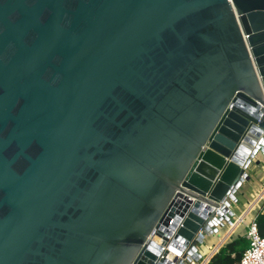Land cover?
Returning a JSON list of instances; mask_svg holds the SVG:
<instances>
[{"label": "water", "instance_id": "water-1", "mask_svg": "<svg viewBox=\"0 0 264 264\" xmlns=\"http://www.w3.org/2000/svg\"><path fill=\"white\" fill-rule=\"evenodd\" d=\"M263 103L264 0H0V264L195 256Z\"/></svg>", "mask_w": 264, "mask_h": 264}, {"label": "crops", "instance_id": "crops-1", "mask_svg": "<svg viewBox=\"0 0 264 264\" xmlns=\"http://www.w3.org/2000/svg\"><path fill=\"white\" fill-rule=\"evenodd\" d=\"M255 168L252 173L246 170L250 176L249 180L237 188L234 193L235 201L229 203L231 211L229 218L232 225L218 226L215 232L206 234L202 243L196 246L201 254H206L211 249L216 248L217 250L222 244L236 236H244L247 224L255 218L259 208L264 204V166L261 170L259 169L260 174H257L259 170L256 171Z\"/></svg>", "mask_w": 264, "mask_h": 264}, {"label": "built area", "instance_id": "built-area-1", "mask_svg": "<svg viewBox=\"0 0 264 264\" xmlns=\"http://www.w3.org/2000/svg\"><path fill=\"white\" fill-rule=\"evenodd\" d=\"M258 120L259 118L264 115V103L258 104ZM264 155V152H262ZM253 157L250 158L247 166L244 168V172L240 175V178L242 179L240 182L239 187L241 184L247 180H249L250 176L248 174L247 167L249 163L251 162ZM256 168H258V163L255 164ZM259 212L261 214H264V204L259 208ZM231 211L228 208L226 209V212L224 213V219L217 223L215 225V228L222 225L231 226L232 221L229 218ZM225 223V224H224ZM216 231V230H215ZM214 231V232H215ZM213 233V232H212ZM244 236L248 240L247 246L242 251L240 258H239V264H264V235H260L256 222L254 219H251L250 222L247 224ZM202 243V242H201ZM200 243V244H201ZM199 245V244H198ZM216 252L215 249H211L210 252L206 254H201L199 250H195V256L192 254H186L184 257L181 258V262H173L171 261V264H207L209 261V258L212 254Z\"/></svg>", "mask_w": 264, "mask_h": 264}, {"label": "trees", "instance_id": "trees-1", "mask_svg": "<svg viewBox=\"0 0 264 264\" xmlns=\"http://www.w3.org/2000/svg\"><path fill=\"white\" fill-rule=\"evenodd\" d=\"M260 235H264V214L257 212L254 218ZM248 240L245 236H236L222 244L214 254L211 255L207 264H239V258L247 246Z\"/></svg>", "mask_w": 264, "mask_h": 264}, {"label": "rangeland", "instance_id": "rangeland-1", "mask_svg": "<svg viewBox=\"0 0 264 264\" xmlns=\"http://www.w3.org/2000/svg\"><path fill=\"white\" fill-rule=\"evenodd\" d=\"M256 162H258V168H255ZM263 166H264V156L262 155V153L260 151H257L255 153V155L253 156L251 162L249 163V165L247 167V171L249 173H252L254 171L253 170L254 168L257 171L259 169L261 170ZM260 170L258 171V173L257 172L256 173L260 174ZM214 236H216V235L214 234ZM209 239H211V238H209Z\"/></svg>", "mask_w": 264, "mask_h": 264}, {"label": "bare ground", "instance_id": "bare-ground-1", "mask_svg": "<svg viewBox=\"0 0 264 264\" xmlns=\"http://www.w3.org/2000/svg\"><path fill=\"white\" fill-rule=\"evenodd\" d=\"M231 233V232H230Z\"/></svg>", "mask_w": 264, "mask_h": 264}]
</instances>
